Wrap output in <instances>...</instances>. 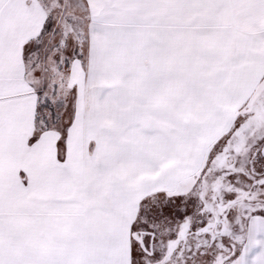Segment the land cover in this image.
<instances>
[{"label":"snow or ice","instance_id":"1","mask_svg":"<svg viewBox=\"0 0 264 264\" xmlns=\"http://www.w3.org/2000/svg\"><path fill=\"white\" fill-rule=\"evenodd\" d=\"M0 264H264V0H0Z\"/></svg>","mask_w":264,"mask_h":264}]
</instances>
